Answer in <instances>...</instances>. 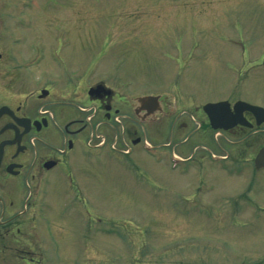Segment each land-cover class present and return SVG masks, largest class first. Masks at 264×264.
Returning a JSON list of instances; mask_svg holds the SVG:
<instances>
[{"label":"rangeland","instance_id":"obj_1","mask_svg":"<svg viewBox=\"0 0 264 264\" xmlns=\"http://www.w3.org/2000/svg\"><path fill=\"white\" fill-rule=\"evenodd\" d=\"M30 1L27 30L6 18L18 14L10 5L0 13L24 47L55 48L67 76L83 73L116 99L160 95L174 112L139 128L151 148L130 143L128 157L89 150L85 133L78 174L32 197L19 234L0 241V264H264V171L253 166L264 126L214 131L203 112L264 108V0Z\"/></svg>","mask_w":264,"mask_h":264},{"label":"flooded vegetation","instance_id":"obj_2","mask_svg":"<svg viewBox=\"0 0 264 264\" xmlns=\"http://www.w3.org/2000/svg\"><path fill=\"white\" fill-rule=\"evenodd\" d=\"M16 1L4 0L0 13L6 4L13 7L12 11H18L6 18L21 32L34 25V21L24 16V11L31 10L34 4L30 0ZM57 5L58 0L46 2L49 8ZM5 26L0 16V241L13 237L14 232L19 234L21 219L26 216L32 197L47 193V184H57L74 171L78 174V147L85 133H88L85 143L89 150H95L97 145L93 146L92 142L102 138L105 149L114 144L124 153L131 148L130 143L143 142L136 137L139 128L142 133L144 124L155 123L160 116L174 112L171 102L160 95L116 99L117 95L106 84L85 82L91 79L83 73L67 76L62 56L55 48L47 51L40 44L24 47L26 37L12 36ZM20 45L23 51L10 48ZM100 85L105 91L96 93L94 90ZM144 96L160 98L147 104L138 103L137 99ZM115 101L118 104L114 105ZM127 109L132 119L125 116ZM116 116L130 119L135 125L122 132L114 123ZM244 116L255 125L250 113ZM100 130L103 137L97 135ZM111 130L117 138L113 143L107 138L112 133L103 132ZM237 130L263 131L237 126L229 132Z\"/></svg>","mask_w":264,"mask_h":264},{"label":"water","instance_id":"obj_3","mask_svg":"<svg viewBox=\"0 0 264 264\" xmlns=\"http://www.w3.org/2000/svg\"><path fill=\"white\" fill-rule=\"evenodd\" d=\"M103 90L105 91V88L100 85L94 91L99 93ZM157 99L158 98L154 97H141L137 101L140 104H147V102ZM203 111L210 121L211 128L215 131H229L238 125L252 128L253 125H251L244 117V113L246 112L251 113L255 117L257 127H260L264 124V109L261 107L252 106L245 102H237L233 108H231V105L228 102L207 104L204 106ZM255 167L257 170L264 168V148L260 150L255 159Z\"/></svg>","mask_w":264,"mask_h":264}]
</instances>
